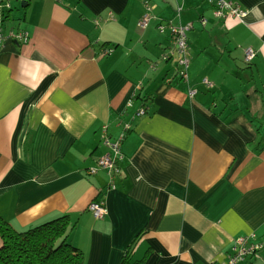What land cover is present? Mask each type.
Segmentation results:
<instances>
[{"label":"crops","instance_id":"0c3cea01","mask_svg":"<svg viewBox=\"0 0 264 264\" xmlns=\"http://www.w3.org/2000/svg\"><path fill=\"white\" fill-rule=\"evenodd\" d=\"M228 1L241 20L216 18L206 0H12L4 19L0 7V216L16 230L67 216L83 264L127 251L132 264H226L237 238H261L264 0ZM166 22L191 25L186 81L161 60ZM124 124L117 176L88 175L108 152L102 126L114 140Z\"/></svg>","mask_w":264,"mask_h":264},{"label":"built area","instance_id":"2783aa9c","mask_svg":"<svg viewBox=\"0 0 264 264\" xmlns=\"http://www.w3.org/2000/svg\"><path fill=\"white\" fill-rule=\"evenodd\" d=\"M213 7V15L220 20L234 19L241 20L246 12L242 11L236 4L228 0H206ZM11 0H0L1 7V17L3 13L10 10ZM180 8L177 9V12ZM150 20L149 15L144 14L137 23L140 29L147 27ZM191 29L190 24L179 25L173 24L171 22H166L157 26V31L159 33H166L169 36V47L161 55V60H175V73L181 79L186 81L187 78V67L189 60L188 44H187V32ZM6 38L17 42L19 44H24L28 41V35L24 31H9ZM2 36L0 35V42ZM111 49H104L102 55H108ZM255 57V52L247 48L244 50V63L249 64ZM202 84L211 89L213 87L212 83L206 78L201 80ZM130 106V101L127 103ZM145 109L139 108L133 118H139L145 115ZM130 125H122V132L117 139L110 140L106 136V127L102 126V143L108 149V152L103 156L99 157L95 162V165L86 169L88 175H94L97 171H105L111 182L115 176H117L119 169L118 163L122 158L120 152V143L124 137V134L129 130ZM88 211L91 213L94 219H101L106 214V209L101 201H92L87 206ZM254 235L241 236L233 242L232 254L228 257L226 264H240L245 261V259L250 256L253 258H259V253L264 251V235L257 241H254ZM254 241V242H253ZM264 264V261H263Z\"/></svg>","mask_w":264,"mask_h":264},{"label":"trees","instance_id":"16d2710c","mask_svg":"<svg viewBox=\"0 0 264 264\" xmlns=\"http://www.w3.org/2000/svg\"><path fill=\"white\" fill-rule=\"evenodd\" d=\"M69 230L67 216L24 230L0 216V264H83L81 251L68 242ZM120 264H132L129 251Z\"/></svg>","mask_w":264,"mask_h":264},{"label":"rangeland","instance_id":"374dc122","mask_svg":"<svg viewBox=\"0 0 264 264\" xmlns=\"http://www.w3.org/2000/svg\"><path fill=\"white\" fill-rule=\"evenodd\" d=\"M11 2H12V0H11ZM16 4H17V2H16ZM17 7H18V4L16 5ZM20 9H19V7L17 8V10L16 11H14L13 10V12H14V14H16V13H18V11H19ZM189 50V49H188ZM238 67H241V68H245V65H244V63H242V60H240V64H239V66ZM246 70V69H245ZM241 71H244L243 69H241ZM241 78H242V85H241V83H239L240 84V86H241V88H245L246 89V86H247V84L249 83V80H246L247 78H244L243 76H241ZM237 88V87H236ZM239 90V89H238ZM256 113H259L258 111L256 112ZM257 120L260 122V123H262L263 121H264V116L263 115H261L260 113H259V115L257 114Z\"/></svg>","mask_w":264,"mask_h":264}]
</instances>
